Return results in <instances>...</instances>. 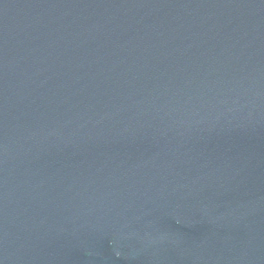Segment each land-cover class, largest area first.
Returning <instances> with one entry per match:
<instances>
[{
	"label": "water",
	"instance_id": "obj_1",
	"mask_svg": "<svg viewBox=\"0 0 264 264\" xmlns=\"http://www.w3.org/2000/svg\"><path fill=\"white\" fill-rule=\"evenodd\" d=\"M0 264H264V0H0Z\"/></svg>",
	"mask_w": 264,
	"mask_h": 264
}]
</instances>
